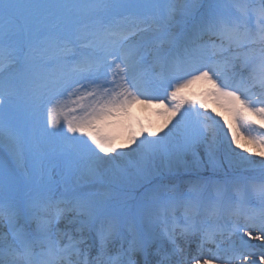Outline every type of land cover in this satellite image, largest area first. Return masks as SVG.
Segmentation results:
<instances>
[{
    "label": "rangeland",
    "instance_id": "374dc122",
    "mask_svg": "<svg viewBox=\"0 0 264 264\" xmlns=\"http://www.w3.org/2000/svg\"><path fill=\"white\" fill-rule=\"evenodd\" d=\"M81 1L0 0V42L4 46L7 44L10 46L12 51L9 57L14 58L12 64L8 65L9 71L6 74L0 73V127H10L13 135L11 147L0 140V213L5 209L10 212L7 215L0 214L1 233L9 235L10 227L19 221L15 214L22 215L28 211V205L32 201L37 199L40 203L36 206L41 209V214H47L50 209L52 211V207L61 196L70 197L78 187H81L80 196L74 197L69 206L74 210L81 208L84 213L77 216L69 214L68 220L73 223L84 221L85 229L89 226L87 221L90 219L89 214L94 213L96 219L105 216V212L109 211L108 207L116 204V198L121 195L118 193L126 191L130 193L128 199L131 205L121 210L130 213L131 206L139 204L141 211L139 208H136V211L146 216L151 225L163 222L165 217L167 225H177L181 222L178 212L187 216L195 209L193 214L195 220L210 217L216 221L232 220L234 223L238 218L236 221L244 226L241 235L244 239H247L245 231L251 223H256L264 230V168L243 174L232 168L238 163H243L241 160L236 159L235 162H228L224 166L210 162L207 150L212 138L219 131L216 114L219 108L213 104V96L203 93V90L199 92L183 87L173 78L170 80L164 78L170 76V73L164 71L148 73L151 66L155 68L158 65L143 64L145 62L142 58L145 55L139 53L143 50L142 45L146 38L165 28L167 31L172 25L186 32L188 27L194 24L195 29L188 34V37L192 38V44L208 41L207 35L213 32L212 28H219L226 23L240 25L239 16H248L251 9L245 5H249L248 2L253 0H160L163 7L161 12L156 11L155 0H84V4ZM203 1L212 2V5L219 3L215 7L208 5L203 15L196 20ZM117 14L121 15L119 19L114 17ZM167 25L169 28L165 27ZM119 27H124L125 31L120 32L117 30ZM103 33L107 37L118 35L120 38L112 51L107 50L108 42L102 36ZM70 39L78 45L77 48L80 49L78 52H72L75 48L68 42ZM177 39L180 38L172 36L168 42L174 43ZM154 41L156 43L153 41L146 43L147 51L155 44L165 46L163 41L159 40V36ZM94 45H99L103 49L96 50ZM63 48L70 50L60 65L67 62L72 65L70 78L61 81L58 79L57 87L50 80L55 78L54 74L48 76L49 79L42 78L38 81L40 77L37 78L38 74L31 68V63L52 72L55 67L59 68L55 63V52ZM28 52L32 58L28 59L30 62L26 65L23 60L27 58ZM120 53L124 56L132 55V63L146 69L142 77L134 74L135 81L140 85L139 89L145 92L139 95L135 90L139 100L128 105L132 106L135 112L133 123L136 129L134 128L133 132L126 122L124 126L129 140L142 146L147 152L149 156L147 169L133 159L124 141L111 134L110 126L115 122L111 119L114 117L112 116L114 109L111 106L114 101L112 94L121 95V92H115L113 88L110 90L111 87H106V84H99L100 90L94 91L87 87L89 82H98V75L105 72L107 67L100 64L99 69L87 68L99 65L95 63L99 57H103L106 63L108 59L105 58L108 55L117 58ZM73 56L76 60L72 58ZM87 63L89 66H85ZM195 63H198V60L195 59ZM128 69L134 68L126 62H121L117 71L122 77L121 86H124L126 91L131 89L123 78ZM79 72L85 74L87 81L81 82ZM216 78L219 81V78ZM35 94L37 99H40L37 103L32 99ZM192 94L199 98L203 111L210 112L208 115L212 119L211 138L203 135L204 130H200L197 137L198 133L190 127V122L194 121L196 116L187 113L185 117L183 114L184 109L188 107L183 95ZM65 95L70 98L62 110H58L57 105L50 102V97L58 99ZM60 112L65 113L67 120L60 117ZM95 112H110L109 122L106 124L102 119H95ZM164 113L167 126L171 128V137L180 151L181 159L178 165L170 166L165 160L168 156L167 148L157 126L158 116ZM209 116H206V121H209ZM84 118L89 120L85 129L74 127L76 123L84 121ZM62 131L72 134V138L80 144L83 143L82 138H90V135L94 138L93 141L96 138L104 140L103 156L107 162L106 169L111 171V178H98L99 174L103 173L100 171L98 157L82 153L79 149L81 147L74 145ZM252 156L251 160L255 163L264 161V153L261 151L252 153ZM160 158L165 160L166 165L163 168L157 164ZM203 160L206 163L201 162ZM191 170L202 171L216 177L208 176V180H197L188 173ZM12 171L25 179L28 191H25L23 186L18 187L19 180L9 175ZM124 173L128 175L127 178L124 177ZM180 173L187 176L182 177L181 185L176 187H182L183 195H200L198 199H182L174 192V185L178 182L174 176ZM80 174L83 176H79ZM138 174L141 175L140 178ZM133 176L140 182L138 187L132 181ZM65 180L66 185L71 188L68 193L59 189L60 183ZM204 187L209 190V195L220 196L221 203H234L237 209L226 206L221 214L208 212L201 216L199 211L205 206L212 211L215 205L213 201L207 199L205 204ZM44 192L46 194L53 192L54 195L47 196ZM145 202L146 208H143ZM39 222V220L34 222L36 228ZM108 223L110 221H105L102 225ZM40 229L38 231L42 233L46 230L41 227ZM258 237L263 240L264 233ZM260 247L264 250V244ZM262 256L258 254L257 258L260 259ZM24 258L10 257L9 263L26 264Z\"/></svg>",
    "mask_w": 264,
    "mask_h": 264
},
{
    "label": "bare ground",
    "instance_id": "6f19581e",
    "mask_svg": "<svg viewBox=\"0 0 264 264\" xmlns=\"http://www.w3.org/2000/svg\"><path fill=\"white\" fill-rule=\"evenodd\" d=\"M258 1L259 0L248 2L249 5H245L251 9L248 16H239V18L243 20L244 27H236L231 23H226L219 28H212L213 32L207 35L208 38L206 37L208 41L201 44H192V39L185 36L183 40L181 39L179 46H175L173 52L168 58V60H172V63H170V61L168 63L170 70L168 72L177 74L179 82L183 87L199 91H210L213 96V104L219 108L218 112L216 111L218 117L217 129L219 131L215 134V137L212 138V141L209 144L207 150V153H209L208 160L215 165L220 166H224L228 162H235L236 159L241 160L243 163H238L236 164V167L233 166L232 168H235V170L243 174L264 168V161L255 163L252 161L253 156L251 157L252 153L256 154L258 151L264 153V4H262V7L259 6L258 8ZM81 3L84 4V0H82ZM123 28L124 27L117 30L124 32L125 29ZM191 30L192 28H190V31ZM96 32L100 34L99 31ZM157 33L147 39L150 40L159 35L164 39L162 43L166 47L157 46L151 51L152 56H150V59L154 60L169 52L171 46L168 42L169 37L178 34V30L173 29L170 34L164 32ZM102 36L108 42L107 50L109 51H112L116 45V41L120 40L118 35L115 37H107V35L103 33ZM184 45L189 46L185 47ZM93 47L96 50L103 49L99 45H94ZM177 48L182 50L177 53L178 55L176 54ZM9 51L10 46L8 44L7 46H4L3 43L0 42V70L4 74L10 69L8 66L9 61L7 60V53ZM67 53L66 48H63L62 50L59 49L58 52H55V63H57L56 66L59 68L55 67L52 72L44 70L42 67L32 62L31 68L38 74L37 78L40 77L38 81L42 78L49 79L50 77L48 76L54 74L55 78H50V80L52 81V84L57 87L58 79L61 81L64 78H70L69 72H71L72 65H70L69 62L62 66L60 65L62 60L66 59ZM210 53L216 54L215 58L211 61L209 60ZM120 56H117L116 58L114 55L110 57L108 55L105 58V60L108 59L106 63L103 57H99L96 63L103 64L107 68L105 69V72L98 75V82H89L87 87L90 88V91H94L98 89L100 90L99 84H106V87H111L110 90L113 88L115 92H121V95L116 93L119 97L112 94L114 101L111 106L112 109H114V112H112V116L114 117L111 119L115 122L110 126L111 134L117 136L119 140L124 141L127 150L133 159L139 165L145 166L144 168L147 169L149 157L147 152L142 146L132 143L129 140L126 126H124L125 122L128 124L129 121L127 106L134 102L137 97L135 93H131L130 91L127 92L126 89H124V86H121L122 81L120 77L114 75V73H117L121 62H123ZM196 56H200L203 63H211L216 70H221V84L220 82L216 84L214 80L216 74H212L210 68L207 70L208 72L205 71V73H202L200 76L198 71L195 70L196 67L191 65ZM26 57L27 58L23 61L28 65L30 62L28 59L32 58V56L28 52ZM79 78L80 80L82 79L81 82L87 81V79H85V74L81 72H79ZM84 86L86 87V83ZM120 89H122V91ZM142 92L143 91L140 93ZM69 98L70 96L68 95L62 96L58 99L50 97V102L57 105L56 107L58 110H62V107H64ZM32 99H34L36 103L40 100L39 98L37 99L36 94ZM143 110L145 112V108ZM209 113L210 112H201V116L208 117ZM59 115L62 119L66 118L64 112H60ZM109 115L110 112H95L94 118L102 119L103 122L107 124L111 117V115L110 117ZM83 120L84 121L80 123H76L74 127H82L85 129L89 120L87 118H84ZM211 124L212 119H210L209 116V121H206L205 118H201L198 123L194 121L190 122V127L191 130L194 129L193 131L198 133L197 137L200 135V130H204L203 135L207 138H211ZM157 126L160 134L164 138V144L167 148L168 156L165 160L169 162L170 166L178 165L181 159L180 151L171 137V128L167 126L165 113L158 116ZM65 130L66 132L68 131V129ZM66 132L62 131V134L74 145L81 147L79 149H81L82 153H85L88 156L94 155L98 157V164L101 166L100 171L103 172L101 175L99 174L100 177L98 178L110 179L111 171L106 169L107 162L106 158L103 156L105 141L100 138H96L95 141H93L94 138L90 135V138H82L83 143L80 144L72 138V134H67ZM12 138L13 135L10 127H0V140L3 141L5 145L11 147L13 143ZM48 143L49 142H47V144ZM43 144L45 145V143ZM160 160L159 162L157 160L155 161H157L159 167L163 168L166 165L164 162L165 160L162 158H160ZM201 162L206 163L204 160ZM196 171L197 170L193 172L191 170L188 171V173L195 175L197 179L203 180H208V176L216 177L212 174ZM139 172H141V170ZM179 175L187 174L180 173ZM79 176L82 177L83 175L80 174ZM124 177L127 178L128 175L124 173ZM140 177L141 175L138 174V178ZM138 178L133 176L132 181L136 184H140L137 180ZM58 206L61 208V211L57 212L53 217L44 215L47 218V220H45L37 213L33 216V222L35 220H40L37 228L39 226V230H41L40 227L46 229L45 232L41 233L44 237L63 241L65 238L68 237L70 239L73 236L71 231L75 227L74 225H76V223L68 220L69 214H76L77 216L82 214V211L78 209L74 210V208L71 207L65 209L67 206V200L65 199H62ZM2 214L7 215L8 213L4 211ZM188 222H190L189 224L191 226L194 225L192 219H188ZM220 222L218 225H215L216 222H214L213 219L209 220V222L205 224L212 226V229L202 235L199 226H197V229L194 230V232H186L181 226H177L178 228L175 227V232L180 235L178 239L186 246L184 248V253L188 251L189 254L186 258H180L179 260L166 257L165 259H162L159 264H264V250L261 247L259 248V246L264 244V239L261 240L258 237L259 234L264 233V230L260 229L256 223H251L247 230L245 229L247 239H244L241 237L243 230L238 226L233 225V229H230L225 224L227 221ZM1 227L2 223H0V248L3 249V253H0V264H13L12 262L9 263L8 255L14 256V252L18 248V243L15 241L13 246L11 244L12 240L1 233ZM213 227H215V231L213 230ZM235 233L237 234L234 235ZM201 236L205 238L204 245ZM198 240L200 242H198ZM137 242V240H131L129 242L119 243L118 241L112 240L108 233L104 237L99 238L95 243H92V241L85 243L78 242L76 249L71 251L72 253H70V257L81 258V255H83L84 258H88L92 264H102L107 258L110 259V262L118 259L120 264H143L142 259H152V255H149L151 248L146 247L145 251L134 255L131 248L139 247ZM65 243H69V240H66L63 245ZM63 245L61 244L60 249ZM211 248L216 249L217 252L214 253V250H211ZM258 254L263 256L259 259L257 258ZM65 256L66 255L62 257L57 256V262H59V264L65 263ZM146 262H149V260H146Z\"/></svg>",
    "mask_w": 264,
    "mask_h": 264
}]
</instances>
